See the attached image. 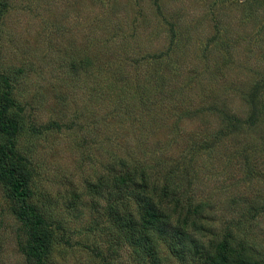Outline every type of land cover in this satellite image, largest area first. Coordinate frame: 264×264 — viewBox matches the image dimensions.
I'll list each match as a JSON object with an SVG mask.
<instances>
[{"label": "rangeland", "instance_id": "obj_1", "mask_svg": "<svg viewBox=\"0 0 264 264\" xmlns=\"http://www.w3.org/2000/svg\"><path fill=\"white\" fill-rule=\"evenodd\" d=\"M119 62L134 76L152 75L149 65H161L164 90L180 89L185 108L227 104L242 118L249 112L244 97L258 85V120L235 133L237 139L221 136L200 151L207 155H194L198 174L185 188L210 203L218 228L240 223L248 256L264 264V0H0V74L10 80L15 109L35 128L17 142L39 174L26 204L72 237L71 246L56 248L53 263L143 264L121 247L103 207L92 208L97 198L88 185L100 176L107 153L121 148L140 158L155 143V159L175 160L185 156L195 133L220 128L218 115L205 122L185 118L173 143L172 117L137 134L130 117L111 113L129 103V94L119 91L122 82L106 92L114 72L107 64ZM73 120L81 126L75 132L55 125ZM243 151L246 172L260 171L256 179L234 171ZM6 188L0 183V264H27L19 250L28 241L20 209ZM160 250L167 264H180Z\"/></svg>", "mask_w": 264, "mask_h": 264}, {"label": "trees", "instance_id": "obj_2", "mask_svg": "<svg viewBox=\"0 0 264 264\" xmlns=\"http://www.w3.org/2000/svg\"><path fill=\"white\" fill-rule=\"evenodd\" d=\"M110 46L109 42L105 44L107 55H110ZM107 66L114 72L111 81L105 82L106 92L119 88L122 82L120 93L129 94L126 109L122 110L123 106L117 104L111 113H122L125 117H130V127L141 136L146 135L149 128H154V122L160 129L162 125L159 120L168 123L174 117L169 131L174 135V143L182 136L179 124L185 118L205 122L209 116L218 115L220 120V128L216 133L200 131L206 134L199 136L195 133V139L189 140L190 148L185 156L182 153L181 158L175 160L155 159L158 154L155 143L152 153L148 151L150 143L144 144L143 150L145 147L149 148L140 158L126 155L121 148L120 153L106 154V160L99 168L100 176L88 188L90 187L91 196L97 198L93 200L92 208L98 210L103 207V214L118 231L116 236L121 247L130 248L139 263L143 264H167L166 259L161 256V246L180 264H259L256 258L253 260L248 256L245 241L240 234V223L237 224L238 227L231 223L218 228L214 222L215 216L210 214V203L198 200L190 188H185L186 184H192L194 174H198L192 168L196 163L193 161L194 155H207L200 151L215 146L221 136L237 139L235 133L240 134L246 130L247 124L252 125L258 120V85L244 97L249 112L242 118L231 111L227 104L222 105L221 109L212 105L206 110L185 108L180 89L171 93L164 90L168 80L161 73V65L160 70L149 65L152 75L138 71L135 76L130 74L129 67L126 68L120 62ZM155 75L158 76L154 78ZM15 107L10 80L0 74V183L7 187L6 190L18 203L28 238L26 244L19 246V250L25 255L27 264H51L56 248L61 244L71 246L72 237L66 235L61 223L49 222L37 212L36 207L26 204L30 198V189L39 174L31 159L19 152L17 142L21 136L34 133L35 128L32 129V122H26L21 113L22 108ZM132 112L135 114L134 118L131 117ZM55 125L59 131L66 129L75 132L81 128L75 120L68 126L58 123ZM88 128L89 126L87 130ZM244 154L243 151L238 158L240 160L233 163L234 171L256 179L260 171L256 169L246 172L244 165L247 160ZM96 170L97 167H93L92 172ZM232 204L238 207V199ZM255 213H258L257 209ZM85 248L93 251L88 246ZM96 256L101 258L99 254Z\"/></svg>", "mask_w": 264, "mask_h": 264}]
</instances>
